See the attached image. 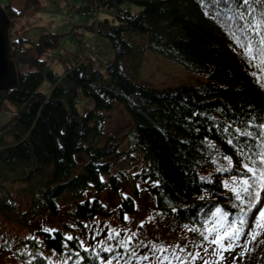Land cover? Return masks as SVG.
Segmentation results:
<instances>
[{
    "label": "trees",
    "instance_id": "16d2710c",
    "mask_svg": "<svg viewBox=\"0 0 264 264\" xmlns=\"http://www.w3.org/2000/svg\"><path fill=\"white\" fill-rule=\"evenodd\" d=\"M2 6L11 20V58L18 80L12 90L0 94L2 111L7 109L5 101L14 107L0 126V212L15 209L11 195L19 185L29 201L23 225L45 212L59 216L60 202L66 201L73 202L71 219L81 226L109 218L99 197L110 193L119 198L115 212L124 223L125 214L130 218L136 213L141 182L156 212L167 216L172 227L201 229L217 206L235 211L232 194L222 182L242 170V161L227 140L237 127L245 129L242 121L250 117L256 118L255 124L264 122V89L249 74L258 69L245 62L243 50L230 35L238 24L229 22L236 11L232 0H82L76 10L81 17L99 7L109 11V17L85 28L108 40L115 57L102 66V43L88 46L73 27L76 49L60 60V71L51 59L61 49L62 36L47 31L33 41L25 37L28 27H18L39 12L41 0H24L20 8L10 2ZM70 16L73 20V13ZM147 51L208 80L157 88L139 77ZM44 79L51 83L45 93L39 92ZM81 97L92 102L84 113L78 108ZM112 103L123 107L133 126L123 138L103 140L105 113ZM135 155L142 156V168L123 170L124 164L135 163ZM224 156L232 158L234 168L221 173L216 169L227 165ZM126 187L128 194L123 193ZM260 207L264 193L252 219ZM36 234L38 243L28 241L34 252L25 264H52L43 251L71 255L67 264H106L114 257L94 252L91 238L85 251L79 234H71L68 248L62 247L67 235L62 230ZM251 247L255 251L238 264H264V244Z\"/></svg>",
    "mask_w": 264,
    "mask_h": 264
},
{
    "label": "rangeland",
    "instance_id": "374dc122",
    "mask_svg": "<svg viewBox=\"0 0 264 264\" xmlns=\"http://www.w3.org/2000/svg\"><path fill=\"white\" fill-rule=\"evenodd\" d=\"M9 2L12 3L14 8H20L24 0H0L2 5ZM81 3L82 0H41L39 12L34 17L29 18V20L25 19L18 24L19 28L22 26L29 28L25 33V37L33 41H36L43 32L47 31L55 32L62 36L61 49L54 52V57L52 56L53 58L51 59L53 61L51 64L57 71H60L63 67L61 64L63 62L60 60L65 59V54L76 49L74 45L75 36L72 34L73 27H76L81 34L79 35L84 38L88 46L92 45L93 42L102 43L103 49L99 51L102 66L110 63L115 57L108 40L85 28L86 25L95 23L104 17H109V11L99 7L96 10H91L86 16L81 17L76 11ZM134 8L136 10L139 9L137 6ZM70 13H73V20ZM72 21H75L74 24ZM54 58H58V61L54 62ZM139 77L157 88L181 84L199 85L208 80L206 75L189 71L182 65L152 51H147ZM50 85V81L44 79L39 86V92H47L50 89ZM4 104L7 109L0 111V126L8 121L14 113L12 109L14 107L9 101H5ZM90 107H92V102L88 98L81 97L79 99L78 108L81 113H84ZM132 126V120L123 107L118 103H112L111 109L105 113L103 140L108 137L123 138ZM134 160V164L123 163V170L130 172H133L134 168L140 170L143 166L141 163L142 156L135 155ZM138 185V197L135 200L136 213L125 220L124 223L117 219L115 212V207L119 204V198L114 194L102 193L99 198L104 202L111 215L109 218H96L93 221L83 222L81 226H77L71 219L74 208L73 202L66 201L60 202L59 216L55 217L45 212L38 214L29 222L28 226L23 225V215L29 207V201L26 192L19 185H16L12 189L11 195L15 209L0 212V264H25L29 256L34 252L32 248H29L28 241L36 240L38 243L36 231L42 230L44 227L62 230L67 235H81L85 249L90 247L88 242L91 238L94 245L91 248L97 253L103 252V249L108 246H112L115 251H118L119 248H116L118 242L127 240V237L132 232L137 234L131 242V248L135 249L137 256L145 253L150 254L153 244L165 246L189 244L188 251H197L198 249L193 245L199 243L202 238L193 236L192 232L188 231L189 227H181L179 225L172 227L171 220L167 216H160L156 212L154 199L147 192L142 182L137 183ZM123 193L128 194L130 191L126 187ZM91 195L93 196V194ZM1 199L3 198L0 197V201ZM141 224H143V227H141ZM110 228L119 231L120 236L113 240H108ZM30 237H36V239H30ZM204 246L207 247L208 245L205 244ZM199 250L201 255L205 256L203 250ZM210 251L211 248H209ZM240 251L241 249L237 248L234 252L224 253L225 260L221 264H233V257H236ZM124 252L125 250L123 249L122 253ZM41 254L46 256L52 264H63V261L68 257L65 252L57 254L53 251H43ZM240 260L237 258L236 264ZM126 262L128 264H149V262L139 261L136 257L125 253L120 257L119 264H126ZM113 264H116V260H113ZM195 264H203V262L202 260H197Z\"/></svg>",
    "mask_w": 264,
    "mask_h": 264
},
{
    "label": "snow or ice",
    "instance_id": "6c2138e0",
    "mask_svg": "<svg viewBox=\"0 0 264 264\" xmlns=\"http://www.w3.org/2000/svg\"><path fill=\"white\" fill-rule=\"evenodd\" d=\"M232 3L236 5V11L229 22L237 20L238 24L230 29V35L236 46L243 50L242 58L245 62L258 69L249 74L255 77L256 82L264 89V0H232ZM255 119L250 117L248 121H242L246 128L242 130L237 127L235 136H229L227 140L242 161V170L237 169L236 175L222 182L224 188L232 194L231 208L235 211H228L222 206H217L203 222L201 229L188 228L189 232L198 233L202 238L199 243L193 245L198 249L197 251H188L189 244L183 246L153 244L150 254L137 256L135 249L131 248V242L137 234L132 232L127 240H120L116 245V248L124 249V253L115 251L112 246L103 249L104 252L114 253L113 259H108L106 264H113V260L119 264L120 257L125 253L149 264H195L197 260H202L203 264H221L225 260L224 253H231L240 248L241 251L233 257V264H236L237 258L243 260L248 253L255 251L251 245L264 244V239H259L264 235V207H260L255 218L252 219L253 210L260 203L264 193V122L255 124ZM253 127L259 128L260 131H252ZM223 131L228 133L230 129L225 127ZM258 139L261 140L260 144L255 143ZM209 147L215 148L216 145L209 143ZM257 148L259 151L256 150ZM224 160L228 162L227 165L219 166L216 170L221 173L232 171L234 168L232 158L224 156ZM205 179L208 178L201 177V180ZM208 182L211 183V180L208 179ZM125 198L127 199L126 196ZM124 218L129 219L127 214ZM42 231L52 234L57 230L44 227ZM118 236L120 232L110 228L107 239L113 240ZM30 239H36V237H30ZM73 239L72 235H66L62 247L68 248L67 241ZM205 244L208 246L205 247ZM209 248H211L210 252ZM199 249L203 250L205 256L201 255ZM76 255L79 256V253ZM71 258L69 255L63 264H67Z\"/></svg>",
    "mask_w": 264,
    "mask_h": 264
},
{
    "label": "water",
    "instance_id": "95a60500",
    "mask_svg": "<svg viewBox=\"0 0 264 264\" xmlns=\"http://www.w3.org/2000/svg\"><path fill=\"white\" fill-rule=\"evenodd\" d=\"M10 24L11 20L0 3V94L6 90H12L18 80L17 67L11 58ZM1 110L2 102L0 100Z\"/></svg>",
    "mask_w": 264,
    "mask_h": 264
}]
</instances>
